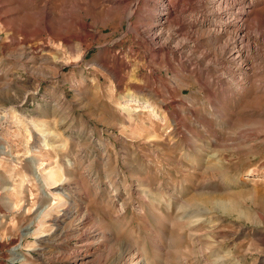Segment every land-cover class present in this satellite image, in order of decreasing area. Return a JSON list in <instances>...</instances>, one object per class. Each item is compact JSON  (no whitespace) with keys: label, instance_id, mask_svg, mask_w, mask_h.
Here are the masks:
<instances>
[{"label":"rangeland","instance_id":"1","mask_svg":"<svg viewBox=\"0 0 264 264\" xmlns=\"http://www.w3.org/2000/svg\"><path fill=\"white\" fill-rule=\"evenodd\" d=\"M213 1L0 0V264H264V0L239 67Z\"/></svg>","mask_w":264,"mask_h":264},{"label":"bare ground","instance_id":"2","mask_svg":"<svg viewBox=\"0 0 264 264\" xmlns=\"http://www.w3.org/2000/svg\"><path fill=\"white\" fill-rule=\"evenodd\" d=\"M173 1L175 0H160V4H159V8L156 10V15L157 17L159 18V24L161 25L160 27L159 26H156L155 27V32H159L163 29L164 26H166L168 23H169V17L170 14L172 13V11L174 10L173 8ZM213 1V0H212ZM217 3V6H221V5H225L227 6L226 4H234L233 2H238L239 4H241L240 6L243 7V8H240V9H244V13L242 15H238L237 17H230L228 15V18L225 17V24L226 23H229L231 24L232 22H230V19L232 20H236L238 18V21H236V24H235V32L232 34V36H225L227 37L223 42H221L220 46H219V51L223 54L221 55H224L225 57H227L228 61L232 64L234 63H237L238 66L236 67H239L241 66V62L243 60V58H246L248 55L247 53L249 52V49H250V45L251 43L253 42L252 41V38H250V36H248V33H247V30H246V27L244 26V23H246V19L248 18V12L245 10L244 8V3L242 2V0H214L213 3ZM232 2V3H231ZM211 3V2H210ZM213 3L212 6H213ZM238 4V5H239ZM246 5V4H245ZM239 6V7H240ZM247 6L249 7H252V0L250 2L247 3ZM216 7V6H214ZM231 7V6H230ZM220 8V7H219ZM218 8V9H219ZM233 8V7H232ZM253 8V7H252ZM227 9V8H226ZM222 9L220 8L219 11H221ZM175 11V10H174ZM187 10H184L183 8L180 10L179 15L181 17L184 16V14L186 13ZM167 15V16H166ZM226 16V15H225ZM157 18V19H158ZM230 18V19H229ZM171 20V19H170ZM189 21V19L187 20ZM194 22L190 21L188 23V26L186 27H189L191 28V26L193 25ZM196 23V22H195ZM194 23V24H195ZM198 24V23H197ZM156 25V24H155ZM169 26V25H168ZM152 27V26H151ZM159 27V28H158ZM194 27V26H193ZM200 28L202 29H205V31H207L208 34H211L213 35L214 37L218 36L220 33H222L224 30H225V27L224 25L222 24L221 27L219 29H215V30H210V29H206V28H209V26L205 25V24H202L200 25ZM256 28V27H255ZM181 29V28H179ZM154 31V30H153ZM245 31V32H244ZM162 33V32H161ZM224 33V32H223ZM216 35V36H215ZM212 36V37H213ZM154 37H157L159 38L160 37V34L159 33H155L154 34ZM163 37V36H162ZM172 38V37H171ZM163 39V38H162ZM165 39V38H164ZM169 40V39H168ZM237 69V68H236ZM41 146L43 148H46L48 145L47 143L45 142V140H43V142L41 143ZM40 148V147H39ZM0 149H2V147L0 146ZM34 165L37 164V160L33 158V160L31 161ZM51 176L52 173L51 171L48 172ZM49 176V175H47ZM50 176V177H51ZM54 176L56 178H58L57 180V184L55 187H52L50 189V194L53 195L55 197V199L58 200V196H59V192H63L62 191V188H60V186H64L66 184V180L63 179L62 177L60 178L58 175H55ZM55 179V178H54ZM55 185V183H54ZM52 190V191H51ZM60 199V198H59ZM60 201V200H58ZM60 207V206H59ZM63 208L60 209L55 215L53 216H46L47 218L45 219V221H43L42 223L44 224V228H45V231L44 233L46 234H43L41 236V239H43L42 241H49L52 239V236H51V232H55L56 230L60 229V224L62 223L63 219H65L67 216H70L71 212L68 210V208L66 206H62ZM85 212V211H84ZM87 214V213H86ZM74 216V214H73ZM75 217V216H74ZM45 218V217H44ZM83 217H81V220H82ZM68 219V218H67ZM71 220V219H70ZM85 220V219H84ZM85 223V222H84ZM83 222L81 221L79 225H82ZM77 226V225H76ZM55 227V228H53ZM31 226H28L27 227V230L30 229ZM41 228V227H40ZM75 229V228H74ZM83 230V228H81ZM60 231V230H59ZM53 232V233H54ZM83 232V231H82ZM57 233V232H56ZM41 235V234H40ZM59 235V233H58ZM82 235V234H80ZM54 236V235H53ZM61 236V235H60ZM78 237V236H77ZM88 239H91L89 238V236H87L85 239H83L82 241L80 242H83L84 244L83 245H80L78 248L77 251H75L73 253V256H74V263L75 264H90V263H94L96 261H99L98 258H93L92 260L90 258H92V254L89 253V250H87V246L89 245V243H87V240ZM83 248V249H82ZM101 258V257H100ZM16 260V259H15ZM101 260V259H100Z\"/></svg>","mask_w":264,"mask_h":264}]
</instances>
